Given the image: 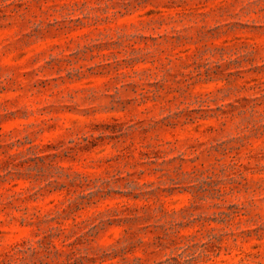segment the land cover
I'll return each instance as SVG.
<instances>
[{"label": "clouds", "instance_id": "clouds-1", "mask_svg": "<svg viewBox=\"0 0 264 264\" xmlns=\"http://www.w3.org/2000/svg\"><path fill=\"white\" fill-rule=\"evenodd\" d=\"M0 264H264V0H0Z\"/></svg>", "mask_w": 264, "mask_h": 264}]
</instances>
